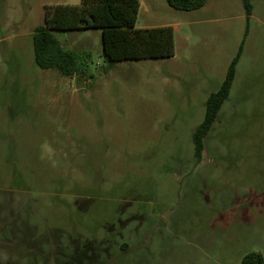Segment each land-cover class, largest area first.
<instances>
[{
  "label": "rangeland",
  "instance_id": "obj_1",
  "mask_svg": "<svg viewBox=\"0 0 264 264\" xmlns=\"http://www.w3.org/2000/svg\"><path fill=\"white\" fill-rule=\"evenodd\" d=\"M179 10L140 0L136 26L174 28L175 55L108 66L100 28L56 30L85 73L35 62L46 7L0 0V264H242L264 257V0ZM243 50L205 137L210 93Z\"/></svg>",
  "mask_w": 264,
  "mask_h": 264
},
{
  "label": "trees",
  "instance_id": "obj_2",
  "mask_svg": "<svg viewBox=\"0 0 264 264\" xmlns=\"http://www.w3.org/2000/svg\"><path fill=\"white\" fill-rule=\"evenodd\" d=\"M179 10H195L207 0H167ZM248 16L252 11L250 0H244ZM140 0H81L78 5L57 4L46 7L44 23L33 34L36 64L43 68L57 69L62 75L85 73L89 51L65 50L54 34L56 30L100 28L102 30L103 56L109 67L115 62L142 58H170L175 55L174 28L171 25L138 28L136 26ZM243 44L230 63L220 88L210 93L202 122L193 132L194 152L201 158L205 137L209 134L224 102L229 97L236 76V65ZM242 264H264L260 252L244 256Z\"/></svg>",
  "mask_w": 264,
  "mask_h": 264
}]
</instances>
